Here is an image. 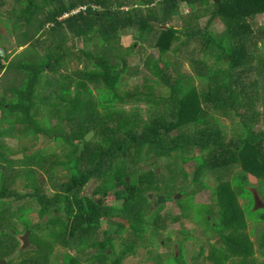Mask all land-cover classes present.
Segmentation results:
<instances>
[{"label":"trees","instance_id":"obj_1","mask_svg":"<svg viewBox=\"0 0 264 264\" xmlns=\"http://www.w3.org/2000/svg\"><path fill=\"white\" fill-rule=\"evenodd\" d=\"M120 1L46 0V7L36 0H23L19 3L23 9L21 17L29 26L35 18L41 26L51 22L54 28L52 31L60 33L62 37L70 32L76 37L84 36L91 40V35L94 37L99 34L105 42H110L112 38L119 36L120 29L124 31L127 29L140 40H151L152 46L162 54L170 51L179 35L187 36L185 43L195 41L201 36L204 41L220 48V53L225 57L227 70L220 71L223 75L218 76L212 67L207 66L206 61L196 58L190 61V65H195L196 75L176 72L174 77H171L168 74V67L162 68L160 62L151 61L153 63L151 67L157 70L154 75L167 84L168 92L164 96L160 95L161 112L153 115L143 125H137V120L132 118L131 114L122 112V109L113 110L115 100H123L124 96L118 93L123 70L111 62L112 58L102 56L93 59L94 67L78 69L75 73L77 78L68 73H61L60 78L51 81V86L48 84L46 71L48 68L57 71L62 66L61 59L65 54L61 52L60 43L53 44L55 48H59L56 53L48 52L42 59L7 66L15 67L25 74V78L20 85L11 87L13 90L11 99L5 97L0 99V122L7 121L15 127L6 131L17 132L16 136L22 134V131L35 135L44 132L50 137L65 135L71 146L73 143V148L69 155H65L68 158L67 169L70 171L71 180L55 185L57 193L51 196L40 189L22 194L16 185L20 172L14 170V167L5 172L0 171V254L13 256L11 243H7L3 233L4 229L14 225L9 224L12 217H17L22 222L27 212L31 211V207L20 206L19 215L12 208L3 206L7 204L6 201L12 202L13 199L22 201L28 196L30 199L28 202L35 201L40 205L39 215L44 220L53 212L59 213L60 208L67 210L69 218L76 212L73 226L63 218L55 217L57 226L65 229L58 235L60 245L64 248H73L76 231L86 227L85 221L90 218L89 214H94L92 222H89L92 223L91 229L95 228L94 225L98 224L100 219L108 218L112 225L117 222L128 224L129 231L141 227L142 233L139 235L143 236L153 228L159 231L168 223L178 220L188 209L195 210L196 213L198 208H202L206 215L205 223L214 228L220 241V245L210 242L209 257L205 256L207 251L203 253V257L215 264H264L253 260L255 248L247 232V218L250 216L245 214L244 206L239 203L240 197L244 198L243 193L251 194L246 188L249 185L248 175L264 182V129H254L253 126L258 120V110H253V114L248 109L254 99L261 96L258 98L257 94L240 93L242 90H237L239 84H234L236 80L233 78L234 74L243 73L253 65L255 47L259 40L264 41V27L255 31L251 23L256 16L264 14V0H129L148 6L145 13L138 9V5L129 10L123 9L125 5L115 7ZM155 1L159 2L156 9ZM210 1L213 2L210 19L216 18L225 24V32L215 38L203 33L195 24L191 25L193 21L186 24L184 31L174 26L157 28L153 25L154 21L164 22L167 16L177 14L178 4L185 5L193 11L197 7L202 9L209 7ZM80 5H88L89 8L85 12L62 18ZM92 5L99 10L93 9ZM49 6L52 8H48ZM41 12L44 16H39ZM7 57L10 58L0 55V72L6 68ZM196 79L199 81L198 84ZM72 83L75 84L74 89L71 87ZM89 83L96 85V92L108 94L91 98L92 89L88 86ZM46 86L50 87L49 93L45 95L44 92L43 96L42 89ZM44 100L48 102L44 104ZM47 103L56 108L65 107L52 112L58 119L53 124L50 121L52 113L47 114L42 109ZM98 103L106 106L103 112L93 109ZM208 104L213 106L214 111L221 109L224 117L236 122L241 121L240 128L244 131V136L229 138L221 119L212 118V111L206 108ZM40 116H43V120L39 118ZM66 123L70 127L69 131ZM18 124L23 126L18 128L16 127ZM91 129L98 134V140H85V135ZM194 149H199L200 155L191 157L195 167L193 172L188 174L179 165L178 160L186 152ZM23 150L26 153V149ZM154 156L165 164L169 178L173 176L184 178L189 180V185L178 191L175 185H160L154 181L157 177L155 173L157 166L148 170L139 168L141 164L152 166L151 160ZM0 159L7 163L17 162L16 159L7 157L5 153H0ZM58 163L57 160H52V164ZM234 167H239L240 172L231 180L223 178ZM216 176H220L216 186L218 209L214 205L195 204L194 196L199 190L209 187L208 182L215 181ZM129 177L131 180L127 181ZM92 179L100 181L94 187L92 196L99 193L110 194L108 186L122 181L123 187L111 192L115 200L122 201L121 206L115 208L96 202L91 196H83L81 191ZM155 190H161L165 200L156 209H151L150 195L147 193ZM176 191L181 197L177 200L181 213L175 217L160 215L161 205L168 202L171 199L170 195ZM60 192H65L68 196L64 198ZM75 192L76 196L73 198ZM248 200L247 206H250L251 212L254 199L252 197ZM262 219L260 216L257 218ZM70 226L72 230L69 229ZM37 228L39 226L35 225L34 229ZM81 237L84 238L83 235ZM105 241H108L107 237ZM136 245L134 236L133 242L125 250L133 252ZM88 246L92 249L96 247L90 243ZM53 247L51 242L32 241L31 249L35 253L23 258L19 264H47ZM28 251L31 250L25 252ZM89 255L99 257V253L90 252ZM68 257V264L83 262L77 256ZM126 257L128 256L117 258L114 264H122ZM90 263L94 264L92 260Z\"/></svg>","mask_w":264,"mask_h":264},{"label":"rangeland","instance_id":"obj_2","mask_svg":"<svg viewBox=\"0 0 264 264\" xmlns=\"http://www.w3.org/2000/svg\"><path fill=\"white\" fill-rule=\"evenodd\" d=\"M20 1L23 0H0V52L3 57L10 56V58L7 57L6 68L0 72V99L4 97L8 100L11 99L13 96L11 87L20 85L25 78V74L18 71L15 67L9 68L7 66L33 59H42L48 52L56 53L59 48H55L53 46L54 43L61 44V52L65 56L62 55L63 59L61 61L63 64L57 71H52L49 68L46 71L50 86L52 84L51 81L58 78L61 73H68L70 76L77 78L75 73L78 69H84L85 67L92 69L94 67L95 61H92L93 59L102 56L112 58L113 61L111 62L123 70L122 82L118 87V93L124 96L123 100H115L113 110L119 111L122 109V112L131 114V117L137 120V125H143L153 115L161 112L162 108L159 105L160 95L163 94L164 96L168 92L167 84L154 75L157 70L151 67L153 64L151 61L157 60L162 68L168 67V74L171 77H174L176 72L191 76L196 75L195 65H190V61H194L196 58L200 61H206L207 66L212 67L213 72L215 74L218 73V76L223 75L220 71L227 70L225 57L220 53V48H216L211 42L204 41L201 36L197 37L195 41L185 43L187 36L179 35V38L173 42L170 51L162 54L158 52L157 48L152 46L151 40H140L137 35L127 31V29L126 31L120 29L121 33L119 32V36L112 38L110 42H105L104 38L99 34L94 37L91 35V40L86 39L84 36L76 37L70 32H67L66 36L62 37L60 33L52 31L54 28H52L53 24L51 22H46L41 26L35 18L32 25L29 26L21 17L23 9L19 3ZM36 2L40 5L45 4L44 6L46 7V0H36ZM134 3L129 0L125 2L121 0L120 4L115 7L120 8L121 5H125L126 7H123V9L129 10L134 5H138V9L141 12L145 13L148 10V6ZM212 3L210 1L209 7L203 9L197 7L193 11L185 5L178 4L177 14L167 16L164 22L154 21L153 25H156L157 28L174 26L184 31L186 24L189 21H193L191 25L195 24L203 33L210 34L215 38L225 32V24L219 19H210L213 9ZM154 5H156L154 9H156L159 2L155 1ZM48 8H52V6ZM39 16H44V13L41 12ZM251 23L255 31L261 30L264 27V14L256 16L251 20ZM66 31H68L67 28ZM30 40L32 41L30 42ZM50 45H52L51 50L49 48ZM254 55L255 61L253 65L243 73L234 74L233 78L236 80L234 84H239L237 90H242L240 93L257 94L258 98L261 96L259 99L255 98L248 108L253 114V110H258V120L253 127L259 130L264 129V41H258ZM90 56H92L91 59ZM196 83H199L197 79ZM88 86L92 89L91 98H98L99 95L108 94L107 92L104 94L96 92L95 84L89 83ZM71 87L74 89L75 84L72 83ZM49 88V86H46L42 89L43 96L44 92L45 95L49 93ZM46 102L48 101L44 100V104ZM64 108V106L56 108L50 103L42 106V109L47 114ZM206 108L212 111V118L221 119L229 138L236 139L244 136V131L240 128L241 121L236 122L229 117H224L220 111L221 109L214 111L212 110L213 106H210V104ZM93 109L103 112L106 106L98 103L93 106ZM52 114L50 115L51 124L58 120L57 116ZM39 118L43 120V116ZM21 126L23 124L16 125L18 128ZM11 128L15 127L9 122H0V153H5L9 158L13 156H18L19 158L16 159V163H7L0 159V171L5 172L14 167V170L20 172L16 185L22 194L33 193L35 189L42 190L48 196L57 193L55 185L64 184L71 180L70 171L67 169L69 167L68 158L65 155H69L68 153L73 148V143L71 146L65 135L50 137L44 132H39L35 135L32 132L26 134L22 131V134L16 136L15 133L17 132L8 133L6 131ZM66 128L68 131L70 130L68 123H66ZM91 139H99L98 134L94 130L90 139L85 140L90 141ZM79 141L83 142L82 139H79ZM23 149H26V153ZM22 154L24 155L23 158L21 157ZM194 155H200V150L188 151L179 160L177 159L179 165L188 174L193 172L195 167V162L191 159ZM52 160H57L59 163L52 164ZM151 161H153L152 166L141 164L139 168L148 170L157 166V177H155L154 181L159 182L160 185H175L178 191L184 190L189 185V180L184 178L175 176L169 178L166 174L165 164L156 156ZM239 172V167L231 168L223 178L231 180ZM216 177L215 181L208 182L209 187L197 192L193 198L195 204L214 205L218 209L216 206V186L220 181V176ZM247 179L249 185L246 188L251 191L249 192L252 195L243 193L242 196L244 198L240 197L239 203L242 207L244 206L245 214L250 216L247 218V232L255 248L253 260L257 263H264V182L252 175H248ZM99 182L98 179L90 180L81 191V194L91 196L96 202H102L108 206L115 208L121 206L122 201L115 200L111 192L122 188V181L108 186L110 194L99 193L92 196L94 187ZM237 191L239 192V189ZM60 194L63 197L67 195L65 192H60ZM147 194L152 196L150 208L154 207L153 209H156L155 199L163 196V192L155 190L149 191ZM74 196H76V192L73 193L72 197L74 198ZM170 196L171 199L161 205L160 215L166 214L175 217L181 213L177 203V200L181 197L177 191ZM247 197H249L248 199L252 197L254 199V207L251 212L250 206H247L249 202ZM28 201L30 199L25 196L22 201L13 199L12 202L6 201L7 204L3 206V208H12L19 215L21 214L19 211L20 206L31 207V211L27 212L22 222L17 217H12L9 224L14 225L4 229L3 233L7 243H11L13 256L1 253L0 262L6 261V264H19L23 258L35 253L31 249V242L41 241L44 243L51 242L54 246L47 264H68L69 257L67 254L69 252L71 256L76 253V256L83 261L82 264H91V260L94 264H114L117 258H121L124 255L128 257L123 259L122 264H215L203 257L205 251H207L205 256L209 257L210 242L214 245H220V241L217 232L213 230L214 228L212 229L209 224L205 223L206 215L202 208H196L198 210L196 213L195 210L188 209L178 220L168 223L159 231H155L153 228L152 231L145 232L143 236L139 235V233H142L140 231L141 227H135L133 228L134 231H129L128 224L117 222L112 225L107 218L94 225L95 228L91 229L88 238L85 236L82 238V234H78L76 231L75 244H73V248L69 249L60 245L58 235L65 229L57 226V219L55 218L68 217L66 214L67 210L60 208L59 213L53 212L47 215L44 220L39 215L40 205H37L35 201ZM245 206L247 207L245 208ZM90 215L94 217V214ZM259 216L260 219H263L257 220ZM71 217H68L69 220H71ZM53 219L54 222L51 224ZM35 225H38L39 228L34 229ZM71 226L69 229H71ZM27 231H29V246L23 249L24 242L22 240ZM105 232L108 233L105 234ZM134 236L137 241L136 247L133 252L130 250L126 251L125 248L133 242ZM106 237L108 241H105ZM110 237H112V241H110ZM88 243L96 245V247L94 249L89 248ZM28 249L31 251L25 252ZM90 252L99 253V257H92L89 255ZM128 252L129 254H127Z\"/></svg>","mask_w":264,"mask_h":264},{"label":"water","instance_id":"obj_3","mask_svg":"<svg viewBox=\"0 0 264 264\" xmlns=\"http://www.w3.org/2000/svg\"><path fill=\"white\" fill-rule=\"evenodd\" d=\"M0 55H1V52H0ZM93 130L91 129L86 135H85V139L86 140H89L90 137H91V134H92ZM21 157L23 158L24 155L22 154ZM13 159H18L19 157L18 156H13L12 157ZM158 169H155V173H157ZM127 181L128 178H127ZM152 198V196L150 195V199ZM165 200V198L163 196H160V197H156L155 199V207H157L160 203H163ZM154 207H151V209H153ZM28 236H29V231H27L26 235L23 237V242H24V245H23V249H26L28 246H29V242H28ZM0 264H6V261H1Z\"/></svg>","mask_w":264,"mask_h":264},{"label":"flooded vegetation","instance_id":"obj_4","mask_svg":"<svg viewBox=\"0 0 264 264\" xmlns=\"http://www.w3.org/2000/svg\"><path fill=\"white\" fill-rule=\"evenodd\" d=\"M84 189V188H83ZM84 196V195H83ZM67 197V195H65L64 196V198H66ZM72 199V198H71ZM73 200V199H72ZM74 215H76V212L73 214V216L71 217V220H69V218L68 217H66V218H63V220L65 221V222H69V225H72L73 224V222L75 221V217H74ZM89 219H87V221H85V223H86V227H83V228H79L78 230H77V232H78V234H82L83 236H85L86 238H88V236L90 235V233H91V226H92V223H89V222H92L91 220H93V217L89 214ZM92 217V218H91ZM103 220H105V219H100V221L102 222ZM89 223V224H88ZM76 232V233H77ZM76 251V250H75ZM83 251V250H82ZM75 253V252H74ZM67 255H70V252L67 254ZM74 256H76V253L74 254Z\"/></svg>","mask_w":264,"mask_h":264},{"label":"built area","instance_id":"obj_5","mask_svg":"<svg viewBox=\"0 0 264 264\" xmlns=\"http://www.w3.org/2000/svg\"><path fill=\"white\" fill-rule=\"evenodd\" d=\"M88 8H89L88 5H80V6L76 7V8H74V9H72L69 13H66L62 18H66V17H68V16H70V15L78 14V13H80V12H85V11H87ZM92 8H93V9H98V10H99L98 7L93 6V5H92ZM62 18H61V19H62Z\"/></svg>","mask_w":264,"mask_h":264},{"label":"crops","instance_id":"obj_6","mask_svg":"<svg viewBox=\"0 0 264 264\" xmlns=\"http://www.w3.org/2000/svg\"><path fill=\"white\" fill-rule=\"evenodd\" d=\"M125 39V38H124ZM157 61V60H156ZM161 67V66H160Z\"/></svg>","mask_w":264,"mask_h":264}]
</instances>
